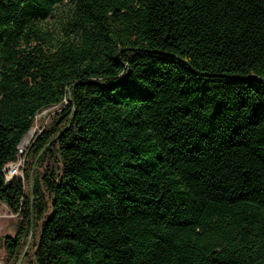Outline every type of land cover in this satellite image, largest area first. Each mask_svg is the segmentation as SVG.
Returning <instances> with one entry per match:
<instances>
[{"label":"trees","instance_id":"trees-1","mask_svg":"<svg viewBox=\"0 0 264 264\" xmlns=\"http://www.w3.org/2000/svg\"><path fill=\"white\" fill-rule=\"evenodd\" d=\"M0 200L7 263L264 264V0H0Z\"/></svg>","mask_w":264,"mask_h":264},{"label":"rangeland","instance_id":"rangeland-1","mask_svg":"<svg viewBox=\"0 0 264 264\" xmlns=\"http://www.w3.org/2000/svg\"><path fill=\"white\" fill-rule=\"evenodd\" d=\"M62 110V107L60 105H52L43 108L35 117L34 123L30 131L24 136L23 138V144L22 146H25V144H29V142L32 140V138L43 128L46 127L48 124H50L58 115L60 114ZM32 159V158H31ZM29 160L27 162H30V157L25 156V161ZM23 166V169L25 167ZM50 161L44 159L39 162H35L33 165V170L35 171V174L37 175V178L39 181L41 180V176L44 172H46V168L49 166ZM23 169H22V176H23ZM21 173V170H20ZM31 175V174H30ZM32 176V175H31ZM24 184V190L25 192L29 191V181L27 178L23 180ZM41 189L44 193V197L46 201H49V197L47 194V191L45 190V187L41 185ZM49 214V209L46 210L42 218L33 220V224L30 227V230L28 231L27 236L24 238V243L21 248V254L18 256L16 261H10L9 263L6 262V253L4 246L2 242L0 241V264H35L33 260V252L35 250V245L37 243L39 232H40V225L43 219ZM19 216L17 214L12 215V219L10 223L8 222V218H3L4 220L0 221V233L1 235L5 236L12 235L15 229V222H17V219ZM25 254H27L26 258H24ZM19 260V261H18Z\"/></svg>","mask_w":264,"mask_h":264},{"label":"built area","instance_id":"built-area-1","mask_svg":"<svg viewBox=\"0 0 264 264\" xmlns=\"http://www.w3.org/2000/svg\"><path fill=\"white\" fill-rule=\"evenodd\" d=\"M22 144H23V139L18 145V150L15 160L10 162L9 164H6L4 167V172H5L4 177L6 182L12 180L14 177L22 176V169L25 163V156L28 146L27 143L25 144V146H22Z\"/></svg>","mask_w":264,"mask_h":264},{"label":"crops","instance_id":"crops-1","mask_svg":"<svg viewBox=\"0 0 264 264\" xmlns=\"http://www.w3.org/2000/svg\"><path fill=\"white\" fill-rule=\"evenodd\" d=\"M12 215H14V214L9 210L7 205L0 200V221L4 220L3 218H8V222L10 223V221L12 219ZM15 224H16V222H15ZM14 233H15V229H14V232L12 235H14ZM12 235L9 234V236H12ZM2 237H3V235H1V233H0V241L1 242H2V240H1Z\"/></svg>","mask_w":264,"mask_h":264},{"label":"water","instance_id":"water-1","mask_svg":"<svg viewBox=\"0 0 264 264\" xmlns=\"http://www.w3.org/2000/svg\"><path fill=\"white\" fill-rule=\"evenodd\" d=\"M19 261V260H18Z\"/></svg>","mask_w":264,"mask_h":264}]
</instances>
